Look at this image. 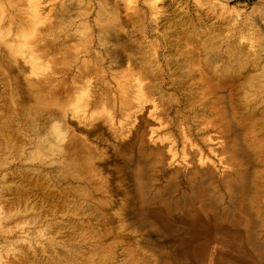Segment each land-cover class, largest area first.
Listing matches in <instances>:
<instances>
[{
    "label": "rangeland",
    "instance_id": "374dc122",
    "mask_svg": "<svg viewBox=\"0 0 264 264\" xmlns=\"http://www.w3.org/2000/svg\"><path fill=\"white\" fill-rule=\"evenodd\" d=\"M41 1L0 0V264H174L176 234L139 200L169 175L186 179L198 159L219 198L241 177L264 217V0ZM89 38L85 62L101 69L80 74ZM223 250L210 243L202 264Z\"/></svg>",
    "mask_w": 264,
    "mask_h": 264
},
{
    "label": "bare ground",
    "instance_id": "6f19581e",
    "mask_svg": "<svg viewBox=\"0 0 264 264\" xmlns=\"http://www.w3.org/2000/svg\"><path fill=\"white\" fill-rule=\"evenodd\" d=\"M144 2H147L149 0H143ZM158 1V0H156ZM155 2V1H154ZM162 3V2H161ZM42 7L40 9H50L52 10V6L55 4V0H43L41 1ZM166 4V3H165ZM120 9V11H119ZM115 8L116 17L119 18L120 23L124 21H128L127 14L125 13V9L123 7L121 8ZM155 9V7L153 8ZM151 10L153 15L155 14V10ZM118 10V11H117ZM165 11V10H164ZM156 16V15H155ZM174 20V19H173ZM38 23V21H37ZM35 25V24H34ZM32 24V29L34 26ZM34 27H37L34 26ZM50 30V29H49ZM34 33V32H33ZM108 34H111V40L114 42L115 48H112L109 51L111 55H117L121 53V50L123 48V43H121V34L116 26H112L111 28L108 27L107 30ZM35 34V33H34ZM23 35V32L21 36ZM181 36V35H180ZM8 37V36H7ZM23 38V37H22ZM38 38L42 40L44 37L42 36L41 32L38 31ZM183 38V37H182ZM25 39V38H23ZM27 39V38H26ZM24 40V42L26 41ZM28 40V39H27ZM29 41V40H28ZM125 41V40H124ZM5 42V41H4ZM3 42V43H4ZM132 42V41H131ZM259 42V41H258ZM263 42V40H262ZM92 39L89 38L86 40L85 45L83 48L77 53L75 56L74 62L77 65L76 72H79L80 74H90L92 72H100V68H91L87 66L85 62V57H88L91 55L92 52L89 49V45H91ZM129 43V42H128ZM260 43V42H259ZM203 46V45H202ZM262 46V45H261ZM27 47V46H26ZM29 47V46H28ZM43 48L44 45H41ZM214 47V46H213ZM236 46H234L235 48ZM242 47V46H241ZM23 48V47H22ZM246 48V47H245ZM259 48V47H258ZM27 49V48H25ZM39 49V48H38ZM243 49V48H242ZM256 49V48H255ZM16 50V49H15ZM191 50V49H190ZM200 50V49H199ZM247 50V48H246ZM245 50V51H246ZM253 50V49H252ZM259 50V49H258ZM262 50V49H261ZM9 51V50H8ZM23 51V50H22ZM189 51V50H188ZM193 51V50H192ZM235 51V50H234ZM241 51V50H240ZM248 51V50H247ZM260 51V50H259ZM264 51V49L262 50ZM24 52V51H23ZM27 52V51H26ZM33 52V51H32ZM36 52V51H35ZM206 52V51H205ZM203 52V53H205ZM208 52V51H207ZM246 53V52H245ZM22 54V53H21ZM27 54V53H26ZM193 54V53H192ZM216 54V53H215ZM262 54V53H261ZM24 55V53H23ZM197 55V54H196ZM214 55V54H213ZM260 55V54H259ZM264 55V54H263ZM12 56V55H11ZM25 56V55H24ZM29 56V55H28ZM208 56V55H207ZM246 56V54H245ZM243 56V57H245ZM262 56V55H261ZM33 57L30 55V58ZM84 57V58H82ZM194 57V55H193ZM249 55L245 58H248ZM253 57H255L253 55ZM252 57V58H253ZM263 57V56H262ZM197 58V57H196ZM207 58V57H205ZM36 59V58H35ZM257 59V57H256ZM22 60H24L22 58ZM39 60V59H38ZM246 60V59H245ZM251 60V59H250ZM216 61V60H215ZM242 61V60H241ZM244 61V59H243ZM254 62V60H251ZM258 61V60H257ZM30 62V60H29ZM35 62V61H34ZM33 62V63H34ZM189 62V61H188ZM247 62V61H246ZM244 62V63H246ZM231 63V62H230ZM242 63V62H241ZM252 63V62H251ZM257 63V62H256ZM260 63H262L260 61ZM206 64V63H205ZM253 64V63H252ZM251 64V65H252ZM255 64V63H254ZM263 64V63H262ZM215 65V64H214ZM244 66L245 64L242 63ZM260 65V64H259ZM30 66V65H29ZM241 66V65H240ZM261 66V65H260ZM263 66V65H262ZM250 67V66H249ZM47 68V67H46ZM188 68V67H187ZM216 68V66L214 67ZM255 68H257L255 66ZM134 69V68H133ZM205 69H207L205 67ZM209 69V68H208ZM229 69V68H228ZM227 69V71H228ZM242 69V68H240ZM245 69V68H244ZM258 69V68H257ZM256 69V70H257ZM264 69V68H263ZM213 70V69H212ZM216 70V69H214ZM213 70V72H214ZM226 70V69H225ZM230 70V69H229ZM243 70V69H242ZM241 70V71H242ZM250 70V69H249ZM204 71V70H203ZM211 72V70H208ZM226 71V72H227ZM244 71V70H243ZM246 71V70H245ZM260 71V70H259ZM258 71V72H259ZM262 71V69H261ZM207 72V71H206ZM232 72V71H231ZM248 72V71H247ZM252 72V71H251ZM251 72L249 74H251ZM255 72V71H254ZM205 73V72H204ZM239 73V74H238ZM236 73L235 80L236 82L240 83L246 74L244 72H238ZM203 74V73H202ZM206 74V73H205ZM212 74V73H211ZM214 74V73H213ZM225 74V72H224ZM229 75V72L226 73ZM219 74L217 73V76ZM221 75V74H220ZM220 75L218 76L220 78ZM227 75V76H228ZM252 75V74H251ZM257 75V74H256ZM255 75V76H256ZM42 76V75H41ZM226 76V75H225ZM248 76V75H247ZM253 76V77H252ZM251 78H255L254 75H252ZM261 76V74L259 75ZM44 77V76H43ZM204 77V76H203ZM206 77V76H205ZM217 77V78H218ZM250 77V76H249ZM207 78V77H206ZM233 78V77H232ZM202 79V78H200ZM211 79V78H210ZM225 79V77H223ZM222 79V80H223ZM250 79V78H249ZM257 79V77H256ZM262 79V78H261ZM204 80V79H203ZM207 80V79H205ZM226 80V79H225ZM234 80V79H233ZM252 80V79H250ZM209 84L212 82L211 80ZM230 81V80H229ZM216 82V81H215ZM214 82V83H215ZM256 82V80H255ZM153 83V82H152ZM213 83V84H214ZM218 83V82H217ZM230 83V82H229ZM227 82V86L229 85ZM247 83V82H246ZM145 84V83H144ZM211 83V85H213ZM249 83H247L248 85ZM254 82L252 83V85ZM128 85V84H127ZM239 85V84H238ZM245 85V84H243ZM31 86V85H30ZM209 86V85H208ZM233 86H235L233 84ZM232 86V87H233ZM216 87V86H215ZM226 87V86H225ZM252 87V86H251ZM36 88V87H35ZM238 88H241L238 86ZM131 89V88H129ZM214 89V88H212ZM211 89V91H213ZM217 89V87H216ZM210 91V92H211ZM159 92V91H158ZM215 92V91H214ZM220 92V91H219ZM254 92V91H253ZM211 94V93H210ZM213 94V93H212ZM247 94V93H246ZM250 94H248L249 96ZM221 98V97H220ZM216 101V100H215ZM145 102V101H144ZM56 103V102H55ZM58 103V102H57ZM56 103V105H57ZM238 103V102H237ZM91 104V103H90ZM144 104V103H143ZM218 104V103H217ZM232 104V102H231ZM230 104V105H231ZM243 104V103H242ZM35 105V104H34ZM45 106V105H44ZM244 106V105H243ZM54 107V106H53ZM60 107V108H59ZM59 109L62 110V106L59 104ZM66 107V106H65ZM144 107V106H143ZM216 107V106H215ZM240 107V106H239ZM246 107V106H245ZM50 108V107H49ZM125 108V107H124ZM243 108V107H242ZM241 108V109H242ZM248 108V107H247ZM246 108V109H247ZM121 109V108H120ZM123 109V108H122ZM132 109V108H131ZM124 110V109H123ZM122 110V111H123ZM249 110V109H248ZM126 111V109H125ZM246 111V110H244ZM243 111V112H244ZM60 112V111H59ZM128 112V111H127ZM225 112V111H224ZM66 113V112H65ZM64 113V114H65ZM121 113V112H120ZM134 113V112H133ZM58 114V112H57ZM124 114V113H122ZM136 114V113H134ZM67 115V114H66ZM229 115V114H228ZM226 116V115H224ZM40 117V116H39ZM257 117V116H256ZM128 118V117H127ZM218 118V117H217ZM216 118V119H217ZM252 118V113H251ZM249 119V116H248ZM254 119V118H253ZM213 120V119H212ZM234 121V120H233ZM211 122V121H210ZM209 122V123H210ZM110 124V123H109ZM219 125V123H217ZM237 124V123H236ZM245 124V123H244ZM247 124V123H246ZM259 124V121H258ZM264 124V123H263ZM112 125V123H111ZM248 125V124H247ZM246 125V126H247ZM261 125V120H260ZM123 126V125H122ZM220 126V125H219ZM241 126V125H239ZM250 125H248L249 128ZM258 126V125H256ZM264 126V125H263ZM252 127V126H251ZM257 128V127H256ZM55 129V128H54ZM205 129V128H204ZM208 129V128H207ZM56 130V129H55ZM60 131V130H59ZM252 130H249V132ZM61 132V131H60ZM142 132V131H141ZM205 132V131H204ZM264 132V131H263ZM140 133V132H139ZM256 133V132H255ZM57 134V133H56ZM137 134V133H136ZM259 134V133H258ZM138 135V134H137ZM150 135V134H149ZM196 135V134H195ZM200 135V134H199ZM249 134H247L248 136ZM253 135V134H251ZM61 136V135H60ZM144 136V135H142ZM241 136V135H240ZM263 136V135H262ZM147 137V136H146ZM250 137V135H249ZM248 137V138H249ZM252 137V136H251ZM145 138V137H144ZM217 139V138H216ZM223 139V138H222ZM242 139V138H241ZM240 139V140H241ZM137 140V139H135ZM140 140V139H139ZM150 140V138H149ZM148 140V141H149ZM178 140V139H177ZM253 140V139H252ZM251 140V141H252ZM70 147H75L77 144V138L74 137V135L68 136ZM138 141V140H137ZM136 141V142H137ZM264 141V140H263ZM135 142V141H134ZM140 142V141H138ZM144 143L146 141H143ZM62 143V142H61ZM131 143V142H130ZM142 143V142H141ZM230 143V142H229ZM250 143V142H249ZM262 143V142H260ZM136 145L135 143H132V146ZM200 144V143H199ZM241 144V142H240ZM258 144V143H257ZM256 144V146H258ZM79 145V144H78ZM82 145V144H81ZM131 144H129L130 146ZM251 145V143H250ZM260 145V144H259ZM131 146V147H132ZM254 146V145H253ZM262 146V145H261ZM129 147V148H131ZM159 147V146H158ZM164 147V146H163ZM167 147V146H166ZM247 147V146H246ZM187 148V147H186ZM203 148V147H202ZM225 148V146H224ZM262 148V147H261ZM260 148V149H261ZM165 149V148H163ZM245 149V148H244ZM253 149V148H252ZM259 149V147H258ZM59 150V148H58ZM64 150V149H63ZM80 150V149H79ZM156 150V148H155ZM161 150V147H160ZM159 150V151H160ZM218 150V149H217ZM227 150V149H226ZM139 151V150H138ZM145 151V150H144ZM143 153H146V151ZM157 151V150H156ZM205 151V150H203ZM261 151V150H259ZM158 152V151H157ZM192 152V151H191ZM245 152V151H244ZM224 153L226 151L224 150ZM250 153V152H249ZM257 153V152H254ZM62 154V153H60ZM69 154V153H68ZM167 154V153H166ZM207 154V153H206ZM261 154V153H260ZM162 155V154H161ZM192 157L191 163H195L196 157L191 154ZM190 155V156H191ZM248 155V154H247ZM256 155V154H254ZM258 155V153H257ZM262 155V154H261ZM260 155V156H261ZM168 156V155H167ZM244 156V155H243ZM142 157V156H141ZM166 157V156H165ZM237 157V156H236ZM247 157V156H246ZM249 157V156H248ZM167 158V157H166ZM165 158V159H166ZM171 158V157H170ZM190 158V157H189ZM231 158V157H230ZM244 158V157H243ZM257 158V156H256ZM66 159V158H65ZM74 159V158H73ZM76 159L71 160L70 163L74 164L76 162ZM168 159V158H167ZM177 159V158H176ZM63 160V159H62ZM79 160V159H78ZM187 160V159H186ZM194 160V161H193ZM228 160V158H227ZM239 160V158H238ZM249 160V158L247 159ZM252 160V159H251ZM80 161V160H79ZM169 161V160H168ZM200 160L198 159V163H195L196 165L199 164ZM225 164V161L222 160ZM242 161V160H241ZM250 161V160H249ZM260 161V160H259ZM264 161V160H263ZM78 162V161H77ZM188 162V161H187ZM87 163V162H86ZM169 163V162H168ZM204 163H206L204 161ZM232 163V162H231ZM249 163V162H248ZM158 164V163H157ZM160 164V163H159ZM181 164V163H180ZM194 164V165H195ZM234 164V163H233ZM252 164H254L252 162ZM257 164V163H255ZM80 165V164H79ZM193 166V168L188 173V176L183 178H178L175 175H169V178L167 179V184L164 186H161L159 189L155 190L153 195L150 198H141L139 202H147V204L144 205H156V211L157 214L153 218L154 223L161 224L162 230L164 228L167 235H171L173 233L176 234V237L173 238V242L169 244L168 246V253L169 254H175L177 253V257L174 260V264H202L206 259V254L209 248L210 243L216 242L218 245H220L224 250L221 252V254L225 255L226 257L222 256L223 258H217L213 261L212 264H264V217L262 216L263 212L261 207V203L258 202V195L255 193L252 197L247 200L243 188L245 187L244 180L241 179L238 175L236 177H239V183L238 184H232V183H225V185L222 186L225 192V197H227V201L225 202L223 198H219V195L216 194L217 189L216 187H213L211 182L206 183L205 180H202L203 174L206 175L209 171L201 170L199 169L198 165ZM207 165V164H206ZM210 165V164H209ZM227 165V164H226ZM244 165V164H243ZM260 165V164H259ZM75 166V164L73 165ZM89 166V165H88ZM165 166V165H164ZM192 166V164H191ZM217 166V165H216ZM263 166V164H262ZM78 167V165H77ZM80 167V166H79ZM82 167V166H81ZM90 167V166H89ZM175 167V166H174ZM253 167V165H252ZM69 168H71L69 166ZM85 169V168H84ZM89 169V168H88ZM91 169V168H90ZM119 169V168H118ZM166 169V168H165ZM204 169V168H203ZM236 169V168H235ZM82 170V168H81ZM61 171V170H60ZM59 171V172H60ZM72 172V171H71ZM88 172V171H87ZM154 172V171H153ZM165 172V171H164ZM177 172V170H176ZM235 172V171H234ZM80 173V172H78ZM83 173V172H81ZM80 173V174H81ZM86 173V171H85ZM183 173V172H182ZM132 174V173H131ZM251 174V173H250ZM155 175V174H154ZM84 176V175H83ZM231 176V175H230ZM248 176V175H247ZM91 177V176H90ZM234 177V176H233ZM250 177V176H249ZM17 178V177H16ZM65 178V177H64ZM85 179V178H84ZM183 179V180H182ZM41 181V180H40ZM82 181V180H81ZM89 181V180H88ZM258 181V180H257ZM154 182V181H153ZM30 184V183H29ZM27 184V185H29ZM26 186V185H25ZM30 186V185H29ZM178 186H182L181 190ZM44 187V186H43ZM240 187V188H239ZM263 186H261L262 188ZM31 190V189H30ZM33 190V189H32ZM79 190V189H78ZM83 190V189H82ZM86 191V190H85ZM264 192V191H263ZM262 192V193H263ZM84 193V192H83ZM247 193V192H245ZM8 194V193H7ZM6 194V195H7ZM18 194V193H17ZM25 195V194H24ZM28 194H26L27 196ZM263 195V194H262ZM129 196V195H128ZM33 197V196H32ZM35 197V196H34ZM142 197V196H140ZM14 198V197H13ZM27 198V197H26ZM50 198V197H49ZM93 198V196H92ZM34 199V198H33ZM44 199V198H43ZM47 200V199H46ZM36 201V200H35ZM54 201V200H53ZM226 203V204H225ZM54 205V204H53ZM59 205V204H58ZM101 207V206H100ZM122 211V210H120ZM123 215V214H121ZM122 220V219H121ZM151 222V221H150ZM121 227V226H120ZM125 227V226H124ZM112 229V228H111ZM110 229V230H111ZM158 229V228H157ZM159 230V229H158ZM163 230V231H164ZM120 231V230H119ZM118 231V232H119ZM126 231V230H125ZM137 232V231H136ZM135 232V233H136ZM159 233V232H158ZM112 234V233H110ZM109 234V236H110ZM120 234V233H119ZM122 234V233H121ZM123 235V234H122ZM108 236V237H109ZM119 236V235H118ZM125 235H123L124 237ZM163 236V235H162ZM170 236V237H171ZM161 237V235H160ZM123 239V238H122ZM140 239V238H139ZM159 239V238H157ZM168 239V238H167ZM166 239V240H167ZM108 240V239H107ZM169 240V239H168ZM104 241V240H103ZM105 242V241H104ZM133 242V241H132ZM170 242V241H168ZM131 244V241H130ZM141 244V243H140ZM132 246V244H131ZM161 247V246H160ZM139 248V247H138ZM136 249H133V251ZM142 250V249H141ZM146 250V249H145ZM162 250V249H161ZM228 250V251H227ZM227 251V252H226ZM144 252V251H142ZM149 253V252H148ZM167 254V253H166ZM152 255V253H151ZM138 257V256H137ZM140 257V256H139ZM138 257V258H139ZM145 257V256H144ZM65 258V257H64ZM68 258V257H67ZM155 258V257H154ZM88 259V258H87ZM126 259V257H125ZM68 260V259H67ZM154 260V259H153ZM82 261V260H81ZM149 262V261H148ZM75 263V262H74ZM88 263V262H87ZM89 264V263H88Z\"/></svg>",
    "mask_w": 264,
    "mask_h": 264
}]
</instances>
